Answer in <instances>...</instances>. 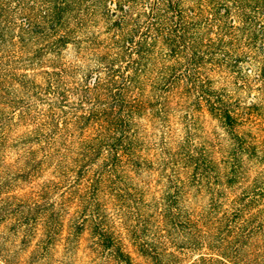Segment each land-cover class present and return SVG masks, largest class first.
<instances>
[{"label": "trees", "instance_id": "1", "mask_svg": "<svg viewBox=\"0 0 264 264\" xmlns=\"http://www.w3.org/2000/svg\"><path fill=\"white\" fill-rule=\"evenodd\" d=\"M263 111L264 0H0V264H264Z\"/></svg>", "mask_w": 264, "mask_h": 264}, {"label": "rangeland", "instance_id": "2", "mask_svg": "<svg viewBox=\"0 0 264 264\" xmlns=\"http://www.w3.org/2000/svg\"><path fill=\"white\" fill-rule=\"evenodd\" d=\"M260 116V119H256L254 123H250V130L253 134L259 136V138H262L264 143V111L260 114ZM77 243L78 246L73 249L72 253L68 255L65 251H63L62 246L58 244L56 250L54 251L55 261H53V264H64L65 262H68V264H118L114 261L106 260L104 256H101L104 254H100L96 250H93L90 245V238L88 237V234L86 232L78 238ZM133 255V261L137 264H147L145 258L140 257L134 252Z\"/></svg>", "mask_w": 264, "mask_h": 264}]
</instances>
